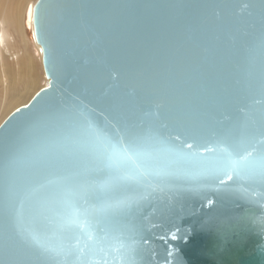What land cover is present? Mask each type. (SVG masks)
<instances>
[{"label":"snow or ice","instance_id":"obj_1","mask_svg":"<svg viewBox=\"0 0 264 264\" xmlns=\"http://www.w3.org/2000/svg\"><path fill=\"white\" fill-rule=\"evenodd\" d=\"M54 7L76 23L82 15L94 19V10L107 6ZM184 7L199 11L195 22L213 19L221 6ZM245 7L258 10L257 31L264 48V0ZM115 44L113 38L102 71L110 78L116 73L124 84L111 96H101L107 105V127L89 119L80 104L56 103L43 107L15 131L4 130L0 141L4 264H31L33 259H56L61 253L57 264H111L117 257L134 264L144 253L137 246L144 239L141 204L159 199L174 186L178 190L186 186L193 170L205 183L221 175L231 180L229 173L236 172L264 188V108L247 103L264 99V58L248 70L240 87L226 92L204 75L198 50L204 45L195 38L190 46L178 37L164 50L157 45L142 53L137 45L122 55L115 54ZM129 83L139 88L135 98L127 92ZM237 101L242 123L214 126L212 113ZM154 106L162 109L159 120L148 118L155 117ZM203 153L215 155L205 158ZM49 214L61 231L59 252L47 237L24 227L26 220L46 219ZM81 239L87 255L72 244Z\"/></svg>","mask_w":264,"mask_h":264},{"label":"water","instance_id":"obj_2","mask_svg":"<svg viewBox=\"0 0 264 264\" xmlns=\"http://www.w3.org/2000/svg\"><path fill=\"white\" fill-rule=\"evenodd\" d=\"M259 0H38L33 13L35 37L43 52L44 71L49 84L26 104L14 110L0 125V141L4 130L15 131L19 126L51 104H80L88 118L107 127V105L101 96L108 97L123 86L116 74L111 78L102 71L104 60L111 50L115 54L142 47L146 53L159 45L166 49L180 37L190 46L195 38L203 71L226 92L241 86L248 70L261 58L257 28L258 10L245 7ZM94 4L107 7L94 10V19L81 16L78 22L65 19L57 4ZM215 4V17L210 20L194 17L198 10L184 7ZM233 5V8H226ZM175 6V7H171ZM255 25V27H254ZM139 88L127 85L135 98ZM161 103V102H157ZM256 109L264 108V99L253 102ZM240 102L225 104L212 113V123L228 125L240 121ZM153 107L155 117L160 111ZM242 140L246 137L241 136ZM264 143V138L261 140ZM181 143V141H177ZM185 151H192L185 148ZM255 154V153H254ZM215 153H203L211 158ZM21 169L24 163L19 165ZM221 175L212 182L199 180L195 170L190 183L179 190L160 194L159 199L142 203L139 208L144 239L137 246L144 250L134 264H264V188L236 172ZM223 180V183L220 181ZM24 227L38 237H47L59 252L61 231L54 215L26 220ZM83 228L79 231L83 232ZM176 238L173 239L172 237ZM4 237L0 235V264H4ZM73 245L87 255L83 239ZM115 253L110 256H115ZM56 256V253H53ZM56 257L33 259L31 264H57ZM71 259V258H70ZM68 264V261H63ZM103 264V262H101ZM111 264H125L120 258Z\"/></svg>","mask_w":264,"mask_h":264},{"label":"bare ground","instance_id":"obj_3","mask_svg":"<svg viewBox=\"0 0 264 264\" xmlns=\"http://www.w3.org/2000/svg\"><path fill=\"white\" fill-rule=\"evenodd\" d=\"M30 1L0 0V125L44 88L45 81L49 84L41 75L43 52L35 37L33 13L37 0L31 7L32 33L27 32L24 22Z\"/></svg>","mask_w":264,"mask_h":264},{"label":"rangeland","instance_id":"obj_4","mask_svg":"<svg viewBox=\"0 0 264 264\" xmlns=\"http://www.w3.org/2000/svg\"><path fill=\"white\" fill-rule=\"evenodd\" d=\"M38 1V0H37ZM36 1V2H37ZM36 2H34V0H32V1H30V4H28V5H30V7L29 6H27V9H26V15H25V20H24V22H25V25L27 26V32L28 33H32L33 32V26H32V28H30V23H29V21H30V17H32V5H34V3H36ZM34 37V36H33ZM41 75L43 76V78H45V73H44V71H42L41 70ZM45 80V79H44ZM46 82L47 81H45V83H43V86L42 87H46L47 85H46ZM1 89V88H0Z\"/></svg>","mask_w":264,"mask_h":264}]
</instances>
